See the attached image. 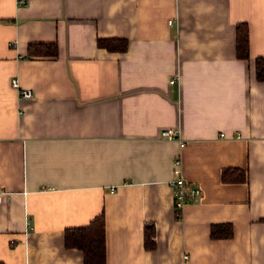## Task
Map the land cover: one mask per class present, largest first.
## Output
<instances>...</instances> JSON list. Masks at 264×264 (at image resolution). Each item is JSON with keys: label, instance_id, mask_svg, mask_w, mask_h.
<instances>
[{"label": "crops", "instance_id": "1", "mask_svg": "<svg viewBox=\"0 0 264 264\" xmlns=\"http://www.w3.org/2000/svg\"><path fill=\"white\" fill-rule=\"evenodd\" d=\"M32 42H56L58 55L30 58ZM258 56L264 0H0V264H84L65 230L102 210L106 264H264ZM180 174L201 195L177 211ZM222 222L233 235L211 237Z\"/></svg>", "mask_w": 264, "mask_h": 264}, {"label": "trees", "instance_id": "2", "mask_svg": "<svg viewBox=\"0 0 264 264\" xmlns=\"http://www.w3.org/2000/svg\"><path fill=\"white\" fill-rule=\"evenodd\" d=\"M97 43L110 51H125L128 40L121 37L103 38L99 37ZM237 56L248 59L249 49V25L246 22L237 24ZM59 47L56 42H32L28 45L27 56L56 57ZM257 79L264 81V56H258L255 60ZM236 177H229L228 170L223 171V179L226 181H246L247 173L244 170H236ZM234 233L231 222L214 223L210 227L213 238L231 237ZM145 247L153 249L156 247V230L154 223L145 225ZM65 246L67 248H78L83 254L84 264H106L107 261V236L105 211L102 210L88 224L82 226H71L65 230Z\"/></svg>", "mask_w": 264, "mask_h": 264}, {"label": "built area", "instance_id": "3", "mask_svg": "<svg viewBox=\"0 0 264 264\" xmlns=\"http://www.w3.org/2000/svg\"><path fill=\"white\" fill-rule=\"evenodd\" d=\"M11 83L14 87H16L19 90L21 97L31 98L34 95L32 89L22 87L20 85L18 78L16 77L13 78L11 80ZM160 136L163 138L177 139L178 131L175 128H164L161 130ZM180 145L184 146L185 142L180 141ZM175 164L177 167H180L181 164L180 157H177L175 159ZM170 184L173 188L174 207L177 211L182 210L187 203L197 201L201 195L200 188L188 182L181 174L172 178ZM1 196L2 193H0V200H1ZM188 258L189 256L185 255V259Z\"/></svg>", "mask_w": 264, "mask_h": 264}]
</instances>
